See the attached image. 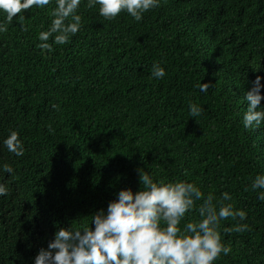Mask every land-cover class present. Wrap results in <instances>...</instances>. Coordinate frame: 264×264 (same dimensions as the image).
I'll return each instance as SVG.
<instances>
[{
    "label": "trees",
    "instance_id": "trees-1",
    "mask_svg": "<svg viewBox=\"0 0 264 264\" xmlns=\"http://www.w3.org/2000/svg\"><path fill=\"white\" fill-rule=\"evenodd\" d=\"M87 2L76 13L81 30L64 45L50 38L52 52L38 47V37L51 27L56 0L21 13L23 21L16 17L0 32V117L17 121L21 167L39 157L48 162L38 166L41 176L11 189L19 198H43L10 210L32 208L55 227H74L73 214L88 213L108 185L111 193L141 190L143 169L157 183L195 184L214 196L217 209L223 201L247 213L236 220L250 231L225 233L220 221L222 242L232 250L214 264H264V189L251 187L264 176V121L259 130L244 127L245 94L257 76L264 97V0H158L139 22L127 13L105 20ZM157 64L166 73L160 79L152 76ZM201 84L211 86L203 92ZM192 104L200 116L190 115ZM58 188L62 210L50 195ZM225 192L230 200L222 199ZM202 203L181 229L201 219Z\"/></svg>",
    "mask_w": 264,
    "mask_h": 264
},
{
    "label": "clouds",
    "instance_id": "clouds-1",
    "mask_svg": "<svg viewBox=\"0 0 264 264\" xmlns=\"http://www.w3.org/2000/svg\"><path fill=\"white\" fill-rule=\"evenodd\" d=\"M51 2L0 0V12L6 14L7 21L0 24V32H7V25L16 17L23 21L21 13L33 7L44 8ZM80 5L81 0H56V7L50 13L53 17L51 27L39 33L40 49L52 52L48 43L50 38L54 36L55 44L64 45L81 30L82 18L76 14ZM86 6L89 9L99 6V15L105 20H114L121 13H127L139 22L144 13L158 7L159 3L158 0H88ZM66 20L69 22L65 23ZM165 74L158 64L153 65L154 78H163ZM260 81L261 77L257 76L253 88L245 94L249 102L244 115L246 129L255 127L259 130L264 121V111H257L264 99L260 95ZM210 86L201 84L198 87L207 92ZM201 112L196 105H190L191 116H200ZM16 123L14 117H0V138L3 140L0 154V264H214L221 254L227 256L232 250L222 242L221 220L226 223L222 227L225 233L250 231L247 224L240 223L247 218L245 211L234 210L232 204L223 201L217 209L213 204L214 196L208 194L205 197L195 184L157 183L143 169L137 170L141 190L132 187V191L129 187L111 193L108 185L109 194L105 191L103 197L99 195L97 204H90L88 213L78 211L73 214L77 221L74 227H55L42 221L32 208L16 209L15 213L10 209H15L20 202H38L43 198L36 192L19 198L11 190L15 182L41 176L43 173L38 166L48 163L45 157H39L31 167L19 165L17 157L24 155V149L18 133L12 131ZM260 149L264 150L262 142ZM251 187L253 190L264 189V176L258 175ZM51 192L52 197L57 196L53 205L62 210L65 207L64 192L60 188ZM222 199L227 201L231 196L225 192ZM259 199L264 201V192ZM201 200L203 203L198 208L201 219L188 222L181 229V221ZM232 221L235 222L233 227ZM48 231L55 233L54 240Z\"/></svg>",
    "mask_w": 264,
    "mask_h": 264
}]
</instances>
